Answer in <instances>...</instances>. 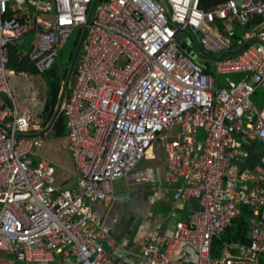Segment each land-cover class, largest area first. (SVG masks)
<instances>
[{"label": "built area", "instance_id": "obj_1", "mask_svg": "<svg viewBox=\"0 0 264 264\" xmlns=\"http://www.w3.org/2000/svg\"><path fill=\"white\" fill-rule=\"evenodd\" d=\"M93 2L0 0V120L10 130L0 128V264H53L56 254L64 264H136L116 260L105 248L120 249L86 200L109 199L114 181L174 129V139L163 142L168 179L184 184L174 198H194L199 206L171 233L147 232L139 264H260L264 108L251 97L264 86V0H227L207 10L201 0H101L61 106L77 170L71 190L55 185L47 159L34 160L36 139L28 134L39 116L12 109L2 94L12 97L10 74L28 76L7 71L10 47L33 32L35 41L21 58L46 73L60 48L85 28ZM254 19L261 22L246 34L251 44L217 61L216 74L178 42L188 30L203 32L199 41L207 53L228 51L231 41L212 25L234 20L247 27ZM243 72L244 80L220 86L218 74ZM199 129L206 133L202 143ZM254 142L261 146L260 166L242 170L237 162L250 159ZM241 205L252 207L250 241L226 242V256L214 258L215 238L240 216Z\"/></svg>", "mask_w": 264, "mask_h": 264}, {"label": "crops", "instance_id": "obj_2", "mask_svg": "<svg viewBox=\"0 0 264 264\" xmlns=\"http://www.w3.org/2000/svg\"><path fill=\"white\" fill-rule=\"evenodd\" d=\"M214 6H211L210 8H213ZM218 21L222 24V27H225L226 31H228L229 34L237 40V42L234 43L228 38L231 41V49L228 51H237L245 42H249L248 45H250L251 41L246 40V34L259 29L261 22L260 19H254L247 27H243L234 20ZM235 25L242 28L241 35L234 30ZM215 31L219 32L218 28H216ZM192 46L195 51L198 52L197 46H194L193 43ZM203 50L205 51L204 48ZM19 52L20 54L22 53V51ZM10 64L7 67L8 72L12 70L18 71L17 69H12ZM34 67L37 70L35 65ZM22 72H26L28 76L21 77L14 76L12 74L8 76V83L12 92V97H10L8 93H3L2 98L5 103L19 113L29 112L32 114L27 106H22L21 104L19 105L17 96H21L20 89L17 88V85H15L16 83L14 82L20 78L30 80L32 75L40 76L42 74L38 70L37 73L30 71ZM11 78L13 83L10 81ZM65 81L66 79L62 82L58 103L64 89ZM43 84L44 79L39 80L38 85L41 86ZM30 88L32 91V101L35 102L36 97L40 96V90H35L34 82L30 83ZM70 88L71 87L69 86L66 98L71 92ZM56 109L57 103L55 105V111ZM44 113L45 116L46 112ZM36 116H39L40 122L37 124L36 130L28 134L29 138L36 139V156L34 157V160L37 162L45 158L55 167L56 186L71 190L77 189V170L72 160L68 136L66 137L64 135L59 137L56 135L53 130L56 122L51 130L42 134L48 128L54 114L51 120H45L42 125V114L38 113ZM9 120L10 118H7L4 122L6 123ZM0 123L6 126L1 120ZM51 132H54L55 136L50 139L48 135ZM176 134L177 133H175L174 136H176ZM160 141L161 140H158L153 149L149 152L148 156L140 161L134 169L122 178L114 181L113 193L109 199L101 202H90L88 199L86 200L87 204L101 216L104 226L109 229L111 239L119 245L120 249L114 250L112 246L105 244V248L112 252L118 261L136 264L141 263V241L147 232L155 230L160 233H171L175 229L178 222H187L191 213L199 206L198 200L194 198L182 201L175 200L174 193L184 184L183 181L172 182L168 179L166 166L169 154L165 151L163 142L161 143V146L158 144ZM260 150V144L258 142H254V145L251 148L250 159L240 166L242 170H255L260 166ZM254 155V162H251ZM150 175L153 176V182L148 179ZM248 183L249 185H253L251 181H248ZM250 208L252 210V207ZM263 213L264 208L261 209V220H263ZM248 237L250 240V230ZM17 263L18 262H16V264ZM19 263L37 264L35 262ZM53 264H64L60 254L55 255V261Z\"/></svg>", "mask_w": 264, "mask_h": 264}, {"label": "rangeland", "instance_id": "obj_3", "mask_svg": "<svg viewBox=\"0 0 264 264\" xmlns=\"http://www.w3.org/2000/svg\"><path fill=\"white\" fill-rule=\"evenodd\" d=\"M212 28L214 30L218 28L219 33L225 35L227 38H229L234 43L237 42V40L233 36H231L228 31H226L225 27H222V24L219 21H216V23L212 25ZM234 30L238 32V34L241 35L242 28L240 26L235 25ZM82 32L83 30L81 28H78L76 32L73 34V36L67 41V43L62 48H60L59 56L55 60V63L51 69L52 71L51 73H49L48 75L42 74L40 76L30 75L32 77L30 80L19 77L20 79H17V81L14 82L16 83L15 85H17V88L20 89L21 96L20 97L17 96L19 105L21 104L22 106H27L28 109L32 112L33 116H36L38 113L42 114L41 125L45 121L44 112H47L46 106L50 99V88L49 87L51 83L55 84L56 82H58V80H62L65 77L67 70L70 69V66L72 63L71 56L76 51L77 40L79 36L81 37ZM186 35H188L189 37L188 42L193 43L194 46H197V42L195 41V39H193L194 38L193 36L195 35L197 39L199 40H202L204 36L203 32H198L197 34H194L190 30L186 31ZM34 39H35V35L33 33L25 35L23 42L20 43L18 46L20 51L22 52L30 51V48H31L32 43L34 42ZM225 52L226 51H218V52L209 51L208 54L214 59H219ZM226 57H230V55ZM208 61L211 62L210 67L208 68V72L211 74H216L215 72H216L217 61L213 59H208ZM247 76L248 74L243 72V73L218 74L217 77L220 82V86H224L226 85V83H228V81L240 82L244 80ZM41 79H44V84L39 86L38 83H39V80ZM10 81L13 83L12 78ZM31 82H34L35 90H40L39 91L40 96L36 97L35 102L32 101V91L30 88ZM74 84H75V75L73 74L72 79H71L70 89H72ZM251 99L253 103L255 104V106L259 110H262L264 108V86L262 85L257 86L255 93L252 95ZM36 127H37V124L35 122V124H33L30 128L31 132L35 131ZM177 131H178L177 129H174L171 132L163 133L161 135V139H160L161 141L158 144L161 146L162 142L165 143L166 141L173 140L174 134L177 133ZM48 136L51 139L52 137L55 136V134L54 132H51ZM65 136L66 137L68 136L67 128L65 129ZM205 136H206L205 130L199 129L198 130V141L200 143L204 141ZM237 163L240 166H242L240 162H237ZM224 256H226V252L224 253L223 251L219 249L215 252L214 258L215 257L221 258ZM259 262L260 264H264V255L260 257ZM17 264H22V263L18 262Z\"/></svg>", "mask_w": 264, "mask_h": 264}, {"label": "trees", "instance_id": "obj_4", "mask_svg": "<svg viewBox=\"0 0 264 264\" xmlns=\"http://www.w3.org/2000/svg\"><path fill=\"white\" fill-rule=\"evenodd\" d=\"M227 0H201V8L207 10L211 6L223 3ZM80 36L77 40V45L79 42ZM16 46L10 47V57H11V67L12 69H17L18 71H30V72H36L34 65L31 64L27 59L21 58L20 49ZM75 53V52H74ZM74 54L71 56V61L73 59ZM53 67V66H52ZM52 69V68H51ZM51 69L47 71L44 74L51 73ZM67 73L65 77L62 80H58L55 84L51 83L50 85V99L48 101V104L46 106L47 112L45 115V120L49 121L51 120L54 111H55V105L58 103L59 93L62 87V82L66 79ZM65 129H66V119L64 115L61 113L59 118L57 119L53 130L55 131L57 136H64L65 135ZM254 157L251 162H254ZM252 215V210L249 206L242 205L240 207V216L236 218L231 226L227 228L218 238H215L214 244H213V255H215V252L217 250L222 251V246L225 242H241V243H248L249 240V230H250V224L249 220Z\"/></svg>", "mask_w": 264, "mask_h": 264}, {"label": "water", "instance_id": "obj_5", "mask_svg": "<svg viewBox=\"0 0 264 264\" xmlns=\"http://www.w3.org/2000/svg\"><path fill=\"white\" fill-rule=\"evenodd\" d=\"M101 0H94V2L92 3L91 5V8H90V11H89V17H88V21H87V24L85 26V28L83 29V32L81 34V37L79 39V42H78V45H77V48H76V51L74 53V56H73V59H72V63H71V66H70V69L68 71V74H67V78H66V81H65V85H64V89L61 93V96H60V100H59V103H57V109L54 113V116L48 126V128L42 133V134H45L47 133L49 130H51V128L53 127L54 123L57 121V119L59 118L60 114H61V109H62V103H64L65 99H66V95H67V92H68V89H69V86H70V83H71V79H72V76L74 74V71H75V67H76V63H77V59L81 53V50L83 48V45H84V42L86 40V37L88 35V32H89V29H90V26L93 22V18H94V15H95V11H96V7L98 5V3L100 2ZM239 2H241V0H239ZM192 32V31H191ZM193 33V32H192ZM187 37L186 33H183L179 38H178V42L181 43V47L187 51L188 54H190L193 58H196L197 61L200 63V64H203L205 67H209V64L210 62L207 60V59H213V60H216V61H219L221 59H223L225 56H228V55H231V56H236V55H239L241 53V51L249 44V42H245L244 44H242L239 49L237 51H227L225 52L221 58L219 59H214L212 58L207 52H205L200 44V41L199 39H197V37L194 35L193 39H195V41L197 42V49H198V52H199V56L196 54V51L194 48L192 47H188V41L186 40L185 42H183V40ZM0 127H2L3 129L7 130L10 132V130L4 126L3 124L0 123Z\"/></svg>", "mask_w": 264, "mask_h": 264}]
</instances>
